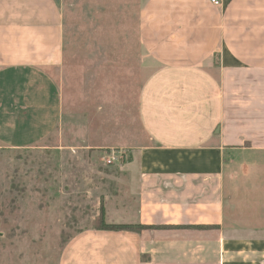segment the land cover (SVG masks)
<instances>
[{
	"label": "crops",
	"instance_id": "obj_1",
	"mask_svg": "<svg viewBox=\"0 0 264 264\" xmlns=\"http://www.w3.org/2000/svg\"><path fill=\"white\" fill-rule=\"evenodd\" d=\"M218 1L0 0V146L117 132L136 216L109 223L160 227L83 229L59 264H264V0Z\"/></svg>",
	"mask_w": 264,
	"mask_h": 264
},
{
	"label": "rangeland",
	"instance_id": "obj_2",
	"mask_svg": "<svg viewBox=\"0 0 264 264\" xmlns=\"http://www.w3.org/2000/svg\"><path fill=\"white\" fill-rule=\"evenodd\" d=\"M122 78L131 80L123 81L125 97L133 79ZM130 98L123 99V105ZM124 119L125 124L133 121L128 116ZM77 120L68 127L62 124L43 145L27 150L0 146V264H59L65 244L94 225L104 197L110 199L108 222L118 221L116 214L125 211L127 216L121 214L120 220L135 218L132 209L120 204L125 198V179L118 177L116 182L113 171L121 155L108 139L117 132H103L106 144L100 141V148L83 150L88 127L79 116ZM117 139L132 143L137 137L134 132L121 133ZM89 143L97 145V141ZM112 156L117 158L115 163L105 165Z\"/></svg>",
	"mask_w": 264,
	"mask_h": 264
},
{
	"label": "trees",
	"instance_id": "obj_3",
	"mask_svg": "<svg viewBox=\"0 0 264 264\" xmlns=\"http://www.w3.org/2000/svg\"><path fill=\"white\" fill-rule=\"evenodd\" d=\"M125 155H121L119 163L126 162L130 159V157L127 156L126 159H124ZM95 223L91 227L93 230L96 231H109V232H121V231H129V232H140L142 230L146 229H156L160 227H154V226H145L140 224H116V223H109L106 221L105 218V210L103 207V204H99L98 208V214L95 217Z\"/></svg>",
	"mask_w": 264,
	"mask_h": 264
},
{
	"label": "built area",
	"instance_id": "obj_4",
	"mask_svg": "<svg viewBox=\"0 0 264 264\" xmlns=\"http://www.w3.org/2000/svg\"><path fill=\"white\" fill-rule=\"evenodd\" d=\"M210 3L215 5V6H219L220 5V2L218 0H210ZM117 158H115L114 156L110 157L109 159H107L105 161V165L107 166H111L115 163Z\"/></svg>",
	"mask_w": 264,
	"mask_h": 264
}]
</instances>
